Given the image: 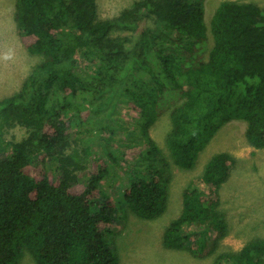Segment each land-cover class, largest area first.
Here are the masks:
<instances>
[{"label":"trees","instance_id":"1","mask_svg":"<svg viewBox=\"0 0 264 264\" xmlns=\"http://www.w3.org/2000/svg\"><path fill=\"white\" fill-rule=\"evenodd\" d=\"M205 2L136 0L102 18L97 0L15 1L21 43L41 59L0 98V264H19L25 250L37 264H121L118 212L160 216L173 165L194 167L233 119L264 148V6L222 1L208 25ZM122 107L129 124L116 118ZM167 110L169 156L150 131ZM17 126L27 135L5 140ZM234 162L228 151L208 159L163 230L164 246L216 251L228 233L219 192ZM213 264H264V238Z\"/></svg>","mask_w":264,"mask_h":264},{"label":"rangeland","instance_id":"2","mask_svg":"<svg viewBox=\"0 0 264 264\" xmlns=\"http://www.w3.org/2000/svg\"><path fill=\"white\" fill-rule=\"evenodd\" d=\"M15 1L0 0V64L3 65L1 52L13 51L15 55L14 59L7 60L10 71L5 73L0 71L1 77L12 74L14 70L19 68L22 76V72L28 73L25 65L33 67L41 59V56L25 50L21 44L13 17ZM135 1L97 0L99 15L102 18L116 16L122 9L133 5ZM222 1L225 0H206L204 17L208 25L216 7ZM234 1H255L264 6V0ZM7 56H13V54L8 52ZM24 78L22 77L16 90L20 88ZM10 90L1 89L0 98L3 97L2 93ZM116 118L121 124H129L130 116L123 107L120 108ZM171 129L170 110H167L158 117L150 130L152 137L163 153L168 156L167 137ZM245 131L246 121L233 119L225 123L216 132L207 146L200 152L194 167L181 169L173 165L167 206L160 216L146 219L129 209H125L126 216L123 217V213L118 212L113 237L121 264H213L215 257L222 251L239 250L249 240L264 238V148H256L251 145L246 138ZM26 135L27 130L17 126L6 133L5 140L17 141ZM219 151H228L235 157L230 176L220 189V203L217 206L218 212L227 223L228 233L221 239L216 251L205 257H197L187 249L164 246L162 243L163 230L170 221L180 214L184 189L202 174L208 159ZM39 158V155L34 157V165H38ZM88 165L90 168L91 164ZM87 171L82 173L83 180ZM120 171L122 172L121 176L124 177V169H120ZM83 180L75 187V191L80 192L83 189ZM119 188L120 184L117 183L114 189L117 191ZM121 200L119 199L117 202L119 207L124 206ZM19 264H37V262L32 253L25 250Z\"/></svg>","mask_w":264,"mask_h":264},{"label":"crops","instance_id":"3","mask_svg":"<svg viewBox=\"0 0 264 264\" xmlns=\"http://www.w3.org/2000/svg\"><path fill=\"white\" fill-rule=\"evenodd\" d=\"M23 47H24V45H23ZM24 49L27 50L25 47H24ZM8 52H11L13 54V56H7ZM1 56H2L3 65L0 64V71L3 73L10 71L8 69V66H7V64H8L7 60H9L10 58L14 59V56H15L14 52L13 51H4V52H1ZM17 63L19 64V61ZM31 68L32 67H29V65L28 66L25 65V69L27 70L28 73L22 72L23 73L22 76H21V72H20L21 69L20 68L16 69V71L14 70V72H12V74H9L10 76L9 75H4V77L0 76V91H1V89L2 90L11 89L10 91H5L4 93H2V96L6 95V94H11L10 92L13 93L14 90L16 91V89L18 88V86L20 84V80L22 79V77H26L30 73Z\"/></svg>","mask_w":264,"mask_h":264}]
</instances>
